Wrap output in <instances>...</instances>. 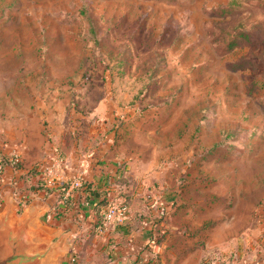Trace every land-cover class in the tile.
Instances as JSON below:
<instances>
[{
  "label": "rangeland",
  "instance_id": "374dc122",
  "mask_svg": "<svg viewBox=\"0 0 264 264\" xmlns=\"http://www.w3.org/2000/svg\"><path fill=\"white\" fill-rule=\"evenodd\" d=\"M64 130L109 134L163 224L221 227L210 260L264 264V0H0V159L18 155L19 191L44 189ZM101 243L56 264H108Z\"/></svg>",
  "mask_w": 264,
  "mask_h": 264
},
{
  "label": "crops",
  "instance_id": "0c3cea01",
  "mask_svg": "<svg viewBox=\"0 0 264 264\" xmlns=\"http://www.w3.org/2000/svg\"><path fill=\"white\" fill-rule=\"evenodd\" d=\"M54 133L58 137L52 142V154L56 150L61 154L67 178L81 176L85 184L73 191L70 203L57 204L55 194L52 198L45 197L40 189L19 191L7 183L0 187V219L7 213L10 221L18 224L28 217L33 238L42 248L49 246L46 264L74 257L72 252L77 243L85 241L89 235L96 236L102 241L101 246L111 251L108 264H196L221 254L217 252L220 245L216 242L222 235L221 227L202 230L200 224L190 227L175 224L171 215L163 224L157 216L171 207H162L159 197L147 202L145 191L129 189L124 184L127 173L120 166L122 160L113 153L109 134L104 137L106 141L93 147L83 143V133L73 140L68 131ZM22 196L28 198L25 205H19ZM109 199L126 201L127 218L122 223L104 222L103 204ZM51 204L52 209L56 206L59 212H52L48 217ZM181 209L176 214H184ZM236 236V239L241 238L238 233ZM176 238L179 241H175Z\"/></svg>",
  "mask_w": 264,
  "mask_h": 264
},
{
  "label": "built area",
  "instance_id": "2783aa9c",
  "mask_svg": "<svg viewBox=\"0 0 264 264\" xmlns=\"http://www.w3.org/2000/svg\"><path fill=\"white\" fill-rule=\"evenodd\" d=\"M17 154H12L7 157L5 161L0 159V187L2 183L9 184L11 186H16L18 183L19 176L22 174L21 168L18 166L20 161ZM38 173L37 178L41 182L42 187L51 189L49 196L52 194L56 196L59 195L60 189L63 190V196L58 198L57 201L65 206L64 199L66 197L72 196L73 191L79 190L83 187V180L81 176H73L67 178L65 174V164L62 156L59 152L54 151L53 154H50L47 159L41 161L37 167ZM66 185V186H65ZM44 189L43 192H44ZM53 189V191H52ZM28 201V198L22 196L20 198L19 205H25ZM58 206V205H57ZM56 210L54 214H58L59 210L54 207ZM65 210V208H64ZM63 211V210H62ZM128 207L124 201L109 199L104 207L103 211V220L106 224H116L122 223L127 218ZM48 216H52V204L50 205L48 211ZM61 214V213H60ZM71 261L74 260V257H71ZM203 264H221L217 260L206 261Z\"/></svg>",
  "mask_w": 264,
  "mask_h": 264
},
{
  "label": "water",
  "instance_id": "95a60500",
  "mask_svg": "<svg viewBox=\"0 0 264 264\" xmlns=\"http://www.w3.org/2000/svg\"><path fill=\"white\" fill-rule=\"evenodd\" d=\"M49 246L42 248L29 225V218L12 223L5 213L0 219V264H46Z\"/></svg>",
  "mask_w": 264,
  "mask_h": 264
},
{
  "label": "trees",
  "instance_id": "16d2710c",
  "mask_svg": "<svg viewBox=\"0 0 264 264\" xmlns=\"http://www.w3.org/2000/svg\"><path fill=\"white\" fill-rule=\"evenodd\" d=\"M39 185H40V187H42L41 182H39ZM83 185H85L84 182H83ZM65 186H66V185H65ZM62 189H63V188H62ZM62 189H60V191H59V195L57 196V200H58V198H61V197L63 196V190H62ZM52 191H53V189H52ZM50 192H51V189H49V188H45V189H44V196H45V197H49ZM71 197H72V196H70V197H66V198L64 199V203H65L66 206L70 203V199H71ZM106 203H107V201L104 202L103 206H105ZM102 217H103V214H102Z\"/></svg>",
  "mask_w": 264,
  "mask_h": 264
}]
</instances>
